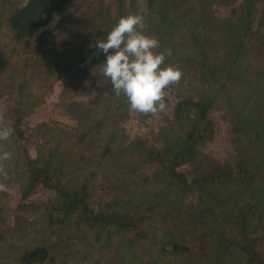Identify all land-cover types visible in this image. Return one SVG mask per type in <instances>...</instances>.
Returning <instances> with one entry per match:
<instances>
[{
	"label": "trees",
	"instance_id": "16d2710c",
	"mask_svg": "<svg viewBox=\"0 0 264 264\" xmlns=\"http://www.w3.org/2000/svg\"><path fill=\"white\" fill-rule=\"evenodd\" d=\"M75 1L24 0L4 16L10 40L27 53L34 42L41 43L50 34ZM241 1L228 18L221 20L210 13L213 0H195L191 8L179 5L178 0H144L145 33L159 40L156 51L172 45L178 50L172 41L174 32L164 27V19L172 15L174 23L185 30V44L193 59L196 57L195 70L206 88L198 99L193 94L179 93L170 120L178 133L171 135L161 150L145 149L146 157L159 162L160 167L146 182L150 189L139 201L143 216L138 215V208L132 210L125 205L92 208L88 204L99 169L113 152V135L95 147L96 138L109 121V104H104L101 116L79 126L82 130L76 135L74 146L82 144V151L94 150L87 155L81 152L76 166H71L65 156L69 149L58 144L45 150L42 143L35 146L32 157L27 154L22 144L25 130L20 125L29 105L23 94L24 84L14 87L8 122L14 132L0 147L12 153L11 159L4 162L8 173L5 181L14 179L15 170L21 177L20 201L11 208L12 226L4 227L0 220V243L11 239L16 242L10 246L12 250L0 252V264H264L256 247L257 242L264 241V108L259 109L255 103L260 98L259 103L264 106V80L236 77L233 85L237 87L232 86L224 96L234 136L248 140L235 162L202 165L205 156L200 150L213 134L208 111L214 99L223 95V84L218 85L222 72L228 65L235 67L233 56L241 52L243 39L250 41L251 36L246 33L257 0ZM131 3L124 6L122 0H116L119 17L136 14ZM263 20L264 9L259 22ZM110 29L104 26L95 30L86 41L95 53L92 62L105 61L104 53L97 54L96 43L106 40ZM256 36L258 40L260 34ZM255 45L260 46L258 41ZM230 51L233 52L229 58L225 57ZM9 57L0 50V76L10 67ZM235 75L234 71L232 77ZM103 81V91L108 97L117 98L110 80L104 77ZM223 81L229 82V76ZM118 99L113 113H120L128 105L123 95ZM250 103L254 104L248 106ZM233 141L234 151L238 152L240 142ZM138 147L143 150L144 145L140 143ZM88 162L91 167L86 169L84 164ZM185 165L191 167V178L178 171ZM199 187L203 190L201 201L194 208L198 211L188 212L186 222L171 215L178 208L174 204L182 193ZM39 188L52 191L53 201L26 203ZM126 195L134 197L132 193ZM26 213L31 218L24 217ZM148 241L151 246L147 249Z\"/></svg>",
	"mask_w": 264,
	"mask_h": 264
},
{
	"label": "rangeland",
	"instance_id": "374dc122",
	"mask_svg": "<svg viewBox=\"0 0 264 264\" xmlns=\"http://www.w3.org/2000/svg\"><path fill=\"white\" fill-rule=\"evenodd\" d=\"M23 1L0 0V50L10 55V67L0 76V120L5 123L10 122L9 110L14 105L15 99L13 89L18 84H24L23 94L29 106L25 109L20 127L25 130L26 139L22 144L27 154L32 157L35 146L42 143L45 150L58 144L61 148L69 149L65 156L71 166H76L81 152L87 155L94 150L86 148L82 151L84 149L82 144L74 146L75 137L82 130L79 126L86 125L94 117L101 116L105 109L104 104L108 103L109 110L106 114H109V121L96 138L95 147L98 148L107 137L113 135V152L99 169L88 204L92 208L114 204L125 205L132 210L138 208V215L143 216L144 214L141 213L143 207L139 201L143 200L144 193L150 189L146 182L152 179L151 176L155 175L160 167L159 162L146 157L145 149L161 150L163 143L171 135L178 133L175 126L170 123L174 104L179 100L177 95L193 94L194 98L198 99L206 88V84L199 81L195 70L196 57L193 59L191 49L185 44L187 37L185 30L174 23L172 15L164 19V27L174 32L172 41L178 45L177 52L173 45L167 48L171 50L172 55L166 58L165 64L174 65L183 73L178 85H172L165 90L166 111L142 115L129 110L127 105L120 113H113L112 108L119 99L114 96L108 97L103 91L104 77L99 73L103 61L92 62L95 53L91 45H86V41L95 30H101L104 26H110L112 29L117 23L120 17L115 7L116 0H76L54 25L50 34L41 43L34 42L27 53L19 49V44L12 43L3 23L5 14ZM122 1L124 6L134 3V12L146 19L142 8L144 0ZM178 1L179 5L185 8L195 5V0ZM241 2V0L221 2L213 0L210 13L215 19L228 18L231 10ZM254 8L251 26L246 33L252 38L249 36L250 41L243 39L245 44L241 52L233 56L236 60L235 67L231 69L228 65L222 72L218 85L223 84V95L214 99L208 111L213 134L200 147L205 156L202 165L212 162L233 163L237 154L245 151L247 147L248 140L233 134L229 117L230 108L225 104L224 96L232 90V86L237 87L233 85L236 77L245 81H250V78L258 79L259 82L264 80V20L262 23L259 22L264 9V0H257ZM155 14L153 12L154 28L157 29L159 25ZM256 34H260L258 40ZM257 41L260 46L256 48ZM232 52L230 51L225 57L229 58ZM209 60L207 59V63ZM234 71L236 75L232 77ZM225 76H229L227 83L223 81ZM255 100L259 109L264 108L259 103L260 98ZM253 104L250 103L248 106ZM234 106L239 107L237 104ZM233 139L240 142L241 150L238 152L234 151ZM140 143L144 145L143 150L138 147ZM78 165L82 164L78 163ZM84 167L86 169L91 167V163H85ZM178 171L186 174L188 178L192 177L189 165L179 168ZM15 173L17 175L14 179L7 182L0 178V183L4 185L0 189V205L3 211V218L1 217L0 220L4 227L5 224L12 226L11 208L20 201L21 177L17 170ZM202 190L203 187L184 191L181 199L174 204L178 208L171 211V215H178L182 222H186L188 212L198 211L194 208L201 201L199 196ZM131 193L133 198L126 195ZM53 199L52 191L39 188L25 202L39 204L51 202ZM24 217L31 218V214L26 213ZM228 239L235 240L234 237ZM15 243L14 239L3 241L0 243V252L12 250L10 246ZM150 246L151 241H148L147 249ZM111 247L115 248L113 244ZM256 247L264 258V241L257 242Z\"/></svg>",
	"mask_w": 264,
	"mask_h": 264
},
{
	"label": "clouds",
	"instance_id": "9594fccd",
	"mask_svg": "<svg viewBox=\"0 0 264 264\" xmlns=\"http://www.w3.org/2000/svg\"><path fill=\"white\" fill-rule=\"evenodd\" d=\"M160 42L155 36L145 33L144 18L137 14L121 16L108 32L106 40L96 43L106 59L101 63L99 73L110 80L117 97L123 95L129 110L149 115L166 111L165 90L178 85L182 70L165 64L171 50L156 51ZM14 129L0 120V145L9 141ZM12 153L0 147V178L8 179L5 161ZM4 187L0 183V189Z\"/></svg>",
	"mask_w": 264,
	"mask_h": 264
}]
</instances>
